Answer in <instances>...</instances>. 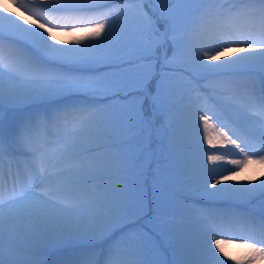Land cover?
Here are the masks:
<instances>
[{
  "label": "snow or ice",
  "instance_id": "1",
  "mask_svg": "<svg viewBox=\"0 0 264 264\" xmlns=\"http://www.w3.org/2000/svg\"><path fill=\"white\" fill-rule=\"evenodd\" d=\"M42 2L55 6L42 7ZM146 2L153 0H110V3L11 0L25 19L0 7V13H7L0 14V46L24 61L27 72L33 74V78L25 79L22 73L0 72V128L6 105L9 111H14L21 104L46 103L56 106L53 119L63 128V148L58 163L53 166L58 171H38L34 157L28 165L32 186L22 182L17 196L14 180L7 203L0 206V264H49L44 258L47 253L58 256L52 264H213L211 240L204 252L208 259H203L202 248L190 235L183 218L179 226H174L176 217H164L159 195V182L171 155L161 148L158 157L155 156L152 133L164 116L184 104L186 93L179 86L169 84L171 77L163 72L145 75L136 82L130 78L137 66L161 46L165 48L166 61L170 49L173 59L183 58L186 67L194 66L201 74L240 78L258 69L264 72V0H227L226 3L224 0H177L178 4L190 6L151 12L142 8ZM42 13L68 14L70 18L98 16L103 22H96L84 31L99 42L77 48L57 46L52 43L53 33L64 26L45 20ZM121 13L125 14L121 16ZM209 19H247L257 22L260 30L239 35L229 31L209 35L203 27ZM29 20L43 21L37 23L43 34L27 27ZM232 48L241 53L258 51L256 55H241L225 61L224 54ZM217 57L220 63H207L216 61ZM235 87L239 96L247 85ZM247 96V105H224L237 113L238 121L232 123L241 134L220 131L206 139L214 147L219 141L238 149L245 158L244 164L251 162L250 148L256 147L259 151L255 155L264 164V119L246 110L254 106L264 117V79L259 89H251ZM209 119L207 113L199 117L206 134L213 127ZM221 127L227 128V125ZM35 131L32 121L22 125L19 131L15 125L10 129L13 142L39 152L34 147ZM219 158L208 156L209 161ZM153 159L156 168L152 179V215L143 229L125 232L120 226L121 213L136 217L138 212H144L148 216L147 173ZM231 163L241 164L238 160ZM101 174L107 178L103 184ZM204 184V195L209 197L247 202L264 197V185L217 188L219 179L215 183L205 180ZM207 185L216 190L209 192ZM231 215L227 214L225 219ZM243 219L264 235V216L257 219L244 213ZM214 224L221 226L216 221ZM200 230L208 236L214 235L213 224L201 222ZM117 233L120 239L114 240ZM121 239L132 245L136 250L134 255L129 256L120 249ZM81 241L87 243L78 244ZM257 243L264 245V238L252 240L247 246L264 254V247H255ZM69 247L72 252L64 255ZM215 248H220L219 240Z\"/></svg>",
  "mask_w": 264,
  "mask_h": 264
},
{
  "label": "rangeland",
  "instance_id": "2",
  "mask_svg": "<svg viewBox=\"0 0 264 264\" xmlns=\"http://www.w3.org/2000/svg\"><path fill=\"white\" fill-rule=\"evenodd\" d=\"M105 1L106 0H99L101 3H104ZM172 1L174 0H167L166 3H157L155 0H153L152 3H144L142 8L149 12L152 10L168 8V6L169 9L176 8L178 3L177 5L174 3L171 7ZM183 5L184 7L182 9L190 6L188 4ZM124 14L125 13H121V16ZM119 25L120 20L117 21L118 28ZM87 28L88 27H84L83 30ZM70 29L73 31V28ZM75 29L76 31L73 32H82L80 27H76ZM100 39H103V34ZM59 40V42H61L60 47L63 48H77L82 47L85 44L99 42L98 40L92 39L91 34H88L83 38L59 37ZM237 51H239V49L235 48V50L230 49L229 52ZM170 53L171 50L169 49L168 60L166 61L164 58L165 48L161 46L155 49L154 53L150 55L147 60L137 66V71L130 78L131 82H136L145 75L151 76L153 73L159 74L163 72L167 76L171 77V79L168 81L169 84L179 86L181 90L186 93L184 97V104L173 109L167 116H164L162 123H158L156 130L152 133V145L155 151V156L158 157L159 150L161 148L165 150L166 154L171 155L169 166L166 167L159 182V195L163 200L164 207L163 215L166 218L168 216L171 218L170 214H172L177 219H179L178 223H176L174 226H179L181 219L183 218L190 235L202 248L200 256L203 259H208V256H205L204 252L208 248V241L211 240V248L214 253V255L211 257L213 264H264V258L260 256V253L253 251L252 248L247 246L251 243V239L238 237L232 238L233 240H231V238L218 237L216 234L208 236L205 233H202L200 230V223L207 222L206 218L199 211V209L202 208L199 207L201 202H206L208 204L219 203L221 205L217 208H223L224 210L226 207H228V205H244L247 208L259 211L262 215L264 214V203H262V201H264V197L253 199L251 202H247L242 200H227L220 197H209L204 195V181L209 179L212 180L213 183H215L217 179L220 180V184L217 185V188L232 187L234 182L238 183L239 187H258L264 185V164L259 162V157L257 155L254 156L256 150L252 151L253 155L250 157L251 162L244 164V156L241 158H236L233 156L232 152L234 151V148L231 146L226 147L222 142L219 141L215 143V147L207 143L206 136L215 137L217 132L220 131L217 130V128L214 127V124L209 121L213 127L209 128L206 134L202 121L195 120L193 117L186 118L190 115H193L195 112V109H193V104H195L196 107L197 104H199L198 101H200V95H203L206 97V99L212 100L216 106L219 104V107L224 111L225 116L231 121H238L237 113L224 107V105L232 104L231 102L234 100H232L229 93L224 91V86L221 87L217 84L221 80L214 79L215 76L213 75L201 74L194 66L186 67L185 65L187 62L183 58L173 59ZM26 74H23L24 76H27L25 79H30L28 78L29 73ZM210 76L213 78V80L212 78L211 80L206 79ZM244 77H247V79L250 80V84H245L247 85V88H255L258 90L261 80L264 79V72L258 69L254 72H251L250 74H246ZM198 80H200V82H198ZM204 80H206V82ZM193 88L197 90L194 92L190 91V89ZM247 90L248 89H246V91ZM221 91L225 92L224 96H219L217 94ZM246 93H248V91ZM109 103L119 104L120 101H109ZM188 103H191V105ZM5 107L9 106L6 105ZM20 107H22V105H19L17 108ZM215 108L217 109V107ZM5 112L9 111H3V114ZM55 113L56 111L54 113L51 111L46 121L43 120L42 122V120L38 119L36 122H34L33 127L36 129V131L33 133V137L35 135L34 144H50L46 149V152L43 151L41 158L35 157V166L40 172L48 170L52 173H55L58 171V169L53 166L58 163V156L63 148V144L61 142L63 128L58 127L54 122L53 118ZM206 113L210 117V112L205 111L203 114ZM248 113L253 115L250 112ZM13 116V113H9V118H12ZM256 117L260 118V116ZM48 124L52 125V127H48ZM42 125L46 127H43L42 129ZM48 128H50L48 130L49 140L46 141L45 133ZM26 147H28L26 144L21 145V143H19L17 144L16 148L13 146H8V151L3 153L6 154V156H10L14 159L10 169L15 168L17 171V176L20 174L23 177L18 181V184L23 182L27 183L29 186H32V178L27 179L25 177H29L28 165L32 163L34 154L31 152H25ZM210 155L218 156L220 158L209 161L208 156ZM232 160L240 161L241 164H243V167H241V164L231 163ZM155 168L156 162L155 159H153L152 167L147 173L148 188L146 191V200L148 216H145L144 212H138L136 217L121 213L119 217L120 226L125 232L141 230L140 224L145 227L148 217L152 215L151 209L153 208L152 201L154 198L152 179L153 170ZM224 176H230L231 179L225 180L223 179ZM106 179L107 178L101 174L100 183L103 184ZM19 190L20 187L17 188V196L20 195ZM207 190L212 192L216 189H213L211 185H207ZM7 200L8 197H6L4 201L0 202V206L5 205ZM61 203L66 202L62 201ZM227 211L229 210H225L224 212ZM136 223L139 224V227L131 228V226ZM113 239H120L119 233H117ZM217 240L220 241L219 249L215 248V243ZM21 243H24V241H21ZM85 243H87V241L78 242V244ZM119 247L129 256L135 254L136 250L132 247V245L127 244L126 241L122 239L120 241ZM222 247L224 249L221 251ZM167 258L170 260L171 256L169 255Z\"/></svg>",
  "mask_w": 264,
  "mask_h": 264
},
{
  "label": "bare ground",
  "instance_id": "3",
  "mask_svg": "<svg viewBox=\"0 0 264 264\" xmlns=\"http://www.w3.org/2000/svg\"><path fill=\"white\" fill-rule=\"evenodd\" d=\"M66 2H68V0H66ZM7 3L10 5V8L9 7H2L3 9L7 10V13L13 12V13L17 14L18 16H20L21 19H25L23 14L18 9L13 7L11 0H7ZM104 3H110V1L106 0ZM174 3H175V5H177V3H178L177 0L172 1L171 7L173 6ZM183 4L184 3L178 4V6H176V8L178 10H181L184 7ZM41 6L42 7H51V5L43 3V2H42ZM114 7H118V6H114ZM168 9H169V6H168ZM7 13H0V14H7ZM42 15H44L45 20H50L52 22V24L59 23L60 25L64 26L62 28L55 30L53 33L54 40L52 41V43L56 44L59 47H60V43H61V42H59L60 41L59 37H68V38H70V37L71 38L81 37V38H83L84 36H87L88 34H90L86 31L73 32L70 28H76V27H79L83 24H87V23L91 22V19H93V17L95 16V15L93 16V14H90V15H86V16H76V17L70 18L68 16V14H61V13H47V14L42 13ZM221 21L223 23H225L227 28H229V27L231 28V32H233L237 35H239L240 33L251 32V31H253L252 28H259L260 27L257 22H253V21H250L247 19H238V20L225 19V20H221ZM228 21H231L232 23H228ZM41 22H43V21L35 22L33 20H29L28 25H26V26L30 27L34 31H40L43 34V29L37 28V23H41ZM96 22H103V21L99 20V18H98L94 22V24ZM94 24H92L91 26H93ZM221 31H225V29H223ZM232 49L235 50V48H232ZM257 51L249 50L248 52H245V53H241L240 51L227 52L224 54L223 59L226 61L229 59H235L241 55H256ZM220 62H221L220 57H217L216 61H208L207 63L215 65V64L220 63ZM24 64H25V62L21 61L18 56L11 54V52L7 48L0 46V72L26 74V73H23L22 69H21V66H23ZM28 75H29L28 78H33V74L29 73ZM22 77L27 78V76H24V75ZM21 105H22L21 108H27V107L34 105V104H31V105L21 104ZM46 105L49 106L52 104L46 103ZM253 110H254V108H253ZM2 168H4V166L0 165V170ZM232 187L238 188L239 187L238 183L234 182L232 184ZM223 249L224 248L222 247V250Z\"/></svg>",
  "mask_w": 264,
  "mask_h": 264
},
{
  "label": "clouds",
  "instance_id": "4",
  "mask_svg": "<svg viewBox=\"0 0 264 264\" xmlns=\"http://www.w3.org/2000/svg\"><path fill=\"white\" fill-rule=\"evenodd\" d=\"M0 7H9L10 5L7 3V0H0Z\"/></svg>",
  "mask_w": 264,
  "mask_h": 264
}]
</instances>
